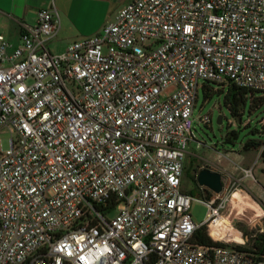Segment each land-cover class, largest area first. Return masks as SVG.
<instances>
[{
  "label": "built area",
  "instance_id": "1",
  "mask_svg": "<svg viewBox=\"0 0 264 264\" xmlns=\"http://www.w3.org/2000/svg\"><path fill=\"white\" fill-rule=\"evenodd\" d=\"M58 28L51 0L0 36V264H264L222 192L195 224L181 188L198 89L264 95V0H130L52 54Z\"/></svg>",
  "mask_w": 264,
  "mask_h": 264
},
{
  "label": "rangeland",
  "instance_id": "2",
  "mask_svg": "<svg viewBox=\"0 0 264 264\" xmlns=\"http://www.w3.org/2000/svg\"><path fill=\"white\" fill-rule=\"evenodd\" d=\"M62 48L60 41L49 45L52 54L61 53ZM207 85L211 90L206 98L198 89L193 110L194 137L186 148L181 188L195 199L189 214L195 224H200L206 219L207 208L200 201L206 197L207 191L197 186L196 176L202 169L220 173L223 186L221 197L228 199L223 215L241 233L243 241L239 236H233L248 248L251 238L262 232L264 222V163L261 161L264 158L260 155L264 144L258 150L249 151H242V145L248 140H264V136L257 133L261 127L264 132V100L253 101L250 115L247 114L246 103L241 120H237L231 117L223 103L226 88L218 90L214 84ZM171 92L172 89H166L163 95ZM204 115L208 116L209 122L198 123L197 118ZM218 117L221 118L219 124ZM232 131L237 133V137L230 143L224 142L225 135ZM9 136V133L0 131L1 151L8 149ZM246 167L249 169H244Z\"/></svg>",
  "mask_w": 264,
  "mask_h": 264
},
{
  "label": "crops",
  "instance_id": "3",
  "mask_svg": "<svg viewBox=\"0 0 264 264\" xmlns=\"http://www.w3.org/2000/svg\"><path fill=\"white\" fill-rule=\"evenodd\" d=\"M129 1L53 0L59 28L50 44L54 41L62 42L63 51L70 43L96 34ZM50 6L51 0H0V36L11 44H18L23 27L33 26L36 12ZM261 161L264 163L263 159Z\"/></svg>",
  "mask_w": 264,
  "mask_h": 264
},
{
  "label": "trees",
  "instance_id": "4",
  "mask_svg": "<svg viewBox=\"0 0 264 264\" xmlns=\"http://www.w3.org/2000/svg\"><path fill=\"white\" fill-rule=\"evenodd\" d=\"M201 90L203 91L204 97L206 98L210 93V88L207 84H203ZM218 91V90H217ZM264 100L263 96H257L255 93L249 92L243 88H239L234 85H228L226 87V92L223 96V103L227 108L231 117L241 120L243 115V107L247 103V114L250 115L251 111H253L252 103L253 101H261ZM252 114V113H251ZM256 133V131H253ZM259 135L264 136V132L262 131V127L260 128V132H257ZM237 137V133L235 131L229 132L224 137V142L230 143ZM264 144V140H248L246 143L242 145V151H249V150H258ZM261 157L264 158V148L261 150L260 153ZM190 195V192H186ZM204 198V197H203ZM209 198V193L205 199ZM234 234H230L233 236ZM193 240L199 245H211L212 242L210 238L207 236L206 229L204 227L198 228L195 230L193 234ZM244 251H248L251 253H255L257 255H264V222L262 224V232L256 234L251 238V244L248 248L246 247H238Z\"/></svg>",
  "mask_w": 264,
  "mask_h": 264
},
{
  "label": "water",
  "instance_id": "5",
  "mask_svg": "<svg viewBox=\"0 0 264 264\" xmlns=\"http://www.w3.org/2000/svg\"><path fill=\"white\" fill-rule=\"evenodd\" d=\"M221 122V118L218 117L217 124ZM196 184L199 187L205 188L212 193L219 194L222 192L223 186L221 181V175L218 172L202 169L196 176Z\"/></svg>",
  "mask_w": 264,
  "mask_h": 264
},
{
  "label": "bare ground",
  "instance_id": "6",
  "mask_svg": "<svg viewBox=\"0 0 264 264\" xmlns=\"http://www.w3.org/2000/svg\"><path fill=\"white\" fill-rule=\"evenodd\" d=\"M228 211V210H227ZM227 225V220L224 221ZM221 232V231H220ZM223 237L225 238V240H227L228 242H236L237 244H241L242 241L238 238V237H235V236H228V235H223Z\"/></svg>",
  "mask_w": 264,
  "mask_h": 264
}]
</instances>
